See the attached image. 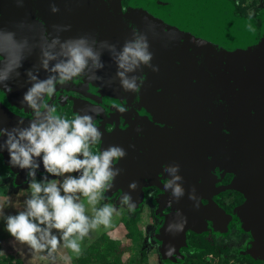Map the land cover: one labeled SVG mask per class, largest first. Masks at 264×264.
<instances>
[{"label": "flooded vegetation", "instance_id": "obj_1", "mask_svg": "<svg viewBox=\"0 0 264 264\" xmlns=\"http://www.w3.org/2000/svg\"><path fill=\"white\" fill-rule=\"evenodd\" d=\"M36 2L0 0V23L7 18L10 20L8 26L13 29L21 25L25 34L31 29L27 35L33 44L40 42L37 30L42 29V24L47 29L52 28L55 37L66 40L68 37L63 35V26L69 22L62 11L67 7L60 8L58 14L47 8L44 23H41L36 11L42 9L35 6ZM226 2L232 7L233 18L247 21L253 29L255 44L251 49L255 71L252 73L238 78L224 74L213 78L202 75L186 83L181 80L185 86L158 82L155 88L147 86L139 95L133 93L127 97L116 93L115 89L110 92L98 81L78 78L66 86L58 85L55 97L47 100L56 105L55 115L69 121L79 112L87 114V107L99 111L95 123L104 136L99 143L91 145V152L98 154L109 145H118L126 150L127 156L113 163L112 170L119 168L120 175L113 181L114 188L102 191V199L98 203L101 206L118 202L124 205L129 211L123 215L126 222L138 224L144 217L143 236L149 239L146 248L156 249L155 246L160 244L159 252L162 250L164 255H182V261L166 260L165 264H185L189 259H196L195 252L206 246L215 247L220 253L219 259L223 255L229 260L237 259L239 264H264L262 249L255 254L258 251L255 243H261L257 241L260 233L246 227L244 211L248 209L244 206L249 205L248 218H253L255 209L259 211L255 205L264 203V190H256V186H264V0L256 2L251 9L246 0ZM182 3L174 0H122L124 14L131 5H143L156 14L140 16L159 20L165 16L173 17L181 11L179 5ZM79 9L84 8L80 5ZM208 14L213 15L212 11L206 12L211 21ZM200 18L193 12L191 22L153 25L157 28L167 25L172 30H181L179 35H189L190 40L178 38L176 41L186 46L192 62H221L226 59L224 55L213 59L208 53L212 47L215 51L227 49L230 55L234 49L239 54L243 52L242 41L238 38L236 42L240 43L236 47L228 45V23L222 32L213 34V41L210 34L196 32V29L210 28L206 23H197ZM21 20L28 23H19ZM183 27L191 31H183ZM73 35L79 36L71 33L70 37ZM243 70H246L245 66ZM151 91H155L154 94H147ZM21 99V94L8 93L0 88V127L10 129L19 118L27 123L33 117L30 109L21 104ZM119 107L126 108L127 112L121 114ZM138 125L141 127L139 133ZM5 157L0 152V200L10 198L15 181L20 174H27V170L10 166ZM174 163L180 165V170L174 175L183 177L177 182L183 188L179 197L173 195L175 184L165 190V184L173 174L166 173L164 169ZM42 175L41 168L37 177ZM133 181L139 183L135 191L129 189ZM124 193L131 195L130 204L136 205L134 210L129 204L122 203ZM252 251L256 257L250 253ZM215 256H204L201 260L208 264Z\"/></svg>", "mask_w": 264, "mask_h": 264}, {"label": "clouds", "instance_id": "obj_2", "mask_svg": "<svg viewBox=\"0 0 264 264\" xmlns=\"http://www.w3.org/2000/svg\"><path fill=\"white\" fill-rule=\"evenodd\" d=\"M49 2L50 11L58 14L61 9L57 7L56 0ZM63 27L71 31L72 26L66 24ZM41 28L39 67L33 64L25 68V62L32 53L16 54L7 39L14 34L3 31V24L0 23V88L8 93L14 91L11 81H18L22 75L20 69H23L24 83L28 87L22 94L21 104L33 113L27 123L19 118L10 129L0 127V152L8 153L10 166L27 170L30 190L22 210H17L15 214L5 213V229L14 241L25 245L33 255L47 253L51 257L62 248L79 255L81 242L90 231L111 226L113 214L117 211L115 206L105 203L103 207L96 208L95 205L102 199L103 190L115 187L113 181L121 170L117 168L113 171L112 165L126 158L127 152L121 146L109 145L102 152L93 154L91 145L99 143L104 136L95 123L99 111L87 107V114L79 112L69 121L55 115L56 105L47 100L55 97L58 85L66 86L78 78L105 83L104 77L98 75L106 67L103 59L105 49L112 53L110 59L116 65V77L124 92L138 94L145 82L143 76L130 77L129 73L142 71L144 67L159 72V66L152 63L154 53L150 50L147 35L140 34L137 29H132L134 38L125 40L117 54L116 43L98 40L92 34L72 36L61 42L58 36L50 37L47 26L42 24ZM57 45L59 51H51ZM90 61L94 69L92 72L88 71ZM41 71L46 75L42 77ZM106 84L111 87V81ZM118 111L124 114L127 109L119 107ZM25 124L27 127H23ZM140 131L138 125L137 132ZM41 168L44 175L38 178L37 172ZM179 170L178 163L168 164L164 169L166 173L173 174L165 184V190L175 184L173 195L177 197L183 194V188L177 183L183 177L174 175ZM138 187L136 181L129 184L132 191ZM81 197L93 206L94 216L85 214V203ZM130 201L131 195L124 193L122 203L129 204L134 210L136 205L130 204Z\"/></svg>", "mask_w": 264, "mask_h": 264}, {"label": "water", "instance_id": "obj_3", "mask_svg": "<svg viewBox=\"0 0 264 264\" xmlns=\"http://www.w3.org/2000/svg\"><path fill=\"white\" fill-rule=\"evenodd\" d=\"M36 1L37 2L35 6L42 9L36 11V17L40 19L39 21L41 23H44V17L46 12H48L47 8L50 7V2L49 0ZM63 1L65 3H63ZM174 1H177V3L178 1H183L182 6L179 5L181 11L175 13L173 17L165 16L160 20L158 18L140 16H151L156 14L152 10L145 9V6L142 7L143 5H131L128 8V12L124 14L122 0H56V3L57 7L59 8L67 7V9L62 11V14L65 16V20H67V22H69V24L72 26L71 31H63V35H67L68 38L70 37L71 33H78L79 35L80 33L92 34L98 40H108L110 43H116L117 47L115 52L118 54L124 41L134 38L132 29H137L140 34L147 35L151 45L150 50L154 53V59L152 63L159 66V72H153L151 69L144 67L142 71L138 70L136 73L128 74L130 77L132 75L143 76L145 82L142 90L147 86H153L155 88V85H157L158 82L169 83L170 86H185L184 83H181V80L186 83L187 80L193 79V77L197 76L206 75V78H213L218 74H224L229 78H238L245 73L249 74L255 71L252 65L254 52L251 49V45L255 44L253 29L247 21H236L233 18L232 7L229 2H226V0H202L200 3H198L199 0ZM77 2L82 3L78 4ZM26 3H29V1ZM80 5L82 8H84L83 10L79 9ZM192 8L196 10L193 11ZM208 11H212L213 13V15L208 14V16H211V21L206 17V12ZM193 12L201 16L200 20L196 21L197 23H206V26L210 27L206 29H196V32H206L210 34L211 40L213 41V34L216 32H222L224 27H226L225 23H228L229 26L226 27L229 40L228 45L232 44L236 47V44L240 43L236 42V39L238 38L240 41H242L241 44H243L244 48L243 52L239 54L235 49L231 50L230 47H228V50L233 51L232 56L227 51V49H223V51L222 49L215 51L212 47L208 53L213 59H218L219 56L223 55L225 56H223V58L226 59L222 60L221 62H214V60H197L196 62H192L188 57L189 54L186 50V46H183L179 41H176L178 38L190 40L191 37L189 35H179L181 30H172L171 27L167 25H165V27L169 28V32L164 30L165 27L157 28L153 25L160 22L163 24L187 23V21L191 22ZM76 17L79 18L78 23H76ZM9 23L10 20L7 18L2 22L4 31L14 34L12 37L7 38L11 44L12 50L16 54L22 52L25 55L31 52L32 55L25 62L24 67L30 68L33 64H36V66L39 67L38 57L40 52L39 44L41 41L33 44L31 41H29V37L27 35L31 29H28L25 34L22 28L23 26L16 25V28L13 29L8 26ZM19 23H28V21L21 20ZM216 23L219 24L217 25ZM182 30L191 31L187 27H183ZM47 31L50 34V37H55L52 28L47 29ZM37 32L39 33V37H41L43 29H38ZM203 38L205 39L204 36L202 37V40H204ZM61 42L63 41L61 40ZM51 51H59V45H57L54 49H51ZM111 55L112 53L107 49L104 50L103 59L105 61L106 67L103 71L99 72L98 75L104 77L105 83L100 81L98 82L109 89L110 92L112 89H115L118 91L116 93H120L121 96H130L133 93L124 92L120 85V80L116 77V65L110 59ZM236 55L238 57H236ZM50 63H56V61H51ZM242 65L245 66L246 70H243ZM20 71L22 74L20 79L18 81L15 79L12 80L11 84L14 89L13 92L15 94L19 93L22 95L28 85L24 83L26 77L23 76V69H20ZM88 71H94V69L91 67V61L89 62ZM217 71H220V73ZM40 74L42 77L46 75L43 71H41ZM171 74H173L174 77ZM13 75L15 74L13 73ZM109 81H111V87L107 86L106 84ZM154 92L155 91H151L147 94H154ZM0 143H2V140H0ZM3 153L6 156V160H9L10 158L8 153L6 151ZM256 190H264V186H256ZM255 206L259 211L255 209L253 218H248L247 211L250 206H244L245 208H248L244 210L246 212L245 220L248 223L245 225L247 228L254 229L260 233V240L257 239V241H261V243L259 245L255 243V247L258 246V251L255 254H257L259 250L262 249L260 252L264 255V203L262 205L257 203ZM165 240L168 242V238H165ZM250 253L256 257L253 254V251Z\"/></svg>", "mask_w": 264, "mask_h": 264}, {"label": "rangeland", "instance_id": "obj_4", "mask_svg": "<svg viewBox=\"0 0 264 264\" xmlns=\"http://www.w3.org/2000/svg\"><path fill=\"white\" fill-rule=\"evenodd\" d=\"M246 4H249L248 8H253L256 2H260L262 0H257L254 2L253 0H246ZM18 177L16 176V179ZM11 196L0 200V208L3 209V212L0 213V237L3 239V253H12L15 257L21 258L24 264H76V257L80 256L90 245L94 244L96 240H98L102 235H109L108 238H112L113 240L120 242L121 246L125 249L124 254L121 257L122 264H165L166 260H177L182 261L181 254H172V255H164L161 252L159 247L160 244H157L156 249L146 248L147 244H149V239L144 234V217L140 218V223L135 224L131 222V224L136 229L135 238H131L127 236V230L123 226L126 224V219L123 215L128 214V209L124 205H120L118 202L113 206L117 209V211L113 214L111 226L105 228L103 226L98 227L95 230L90 231L89 236L85 237L81 242V253L76 255L71 252V250L67 248H62L58 252L53 253L51 257L47 256V253L43 254H35L33 255L29 249L25 245H21L18 242L14 241V239L10 236V234L5 229V213L6 214H15L17 210H22L24 208V200L30 195V190L28 189V177L27 174L21 175L19 179L15 181V185L12 187ZM81 199L85 203L86 215L94 216L93 206L87 203L86 198L81 197ZM96 208L103 207L99 203L95 205ZM140 217V216H139ZM109 238V239H110ZM108 239V241H109ZM239 240V239H238ZM154 244V243H153ZM144 252L147 253V256L144 257ZM159 252V253H158ZM180 258H177L179 257ZM45 256V257H44ZM67 256L68 259H64ZM179 259V260H178ZM220 261L218 256L211 259L208 264H218ZM231 261V262H230ZM228 264H239L237 259L229 260ZM244 264V263H242Z\"/></svg>", "mask_w": 264, "mask_h": 264}, {"label": "trees", "instance_id": "obj_5", "mask_svg": "<svg viewBox=\"0 0 264 264\" xmlns=\"http://www.w3.org/2000/svg\"><path fill=\"white\" fill-rule=\"evenodd\" d=\"M127 230V236L135 238L136 229L130 223L126 222L123 225ZM109 235H102L96 242L90 245L80 256L76 257V264H122L121 257L124 254V248L120 242L108 238ZM109 239V241H108ZM138 239V238H135ZM3 239H0V264H24L21 258L15 257L12 253H3ZM216 255L220 257V253L215 247L206 246L201 250L195 252L194 260L189 259L185 264H204L201 260L202 257L209 258V255ZM144 257L147 253L144 252ZM223 256V255H222ZM218 264H228L229 258L222 257Z\"/></svg>", "mask_w": 264, "mask_h": 264}]
</instances>
